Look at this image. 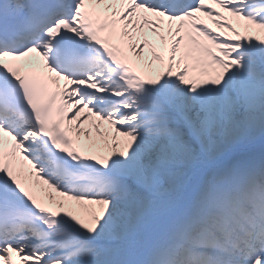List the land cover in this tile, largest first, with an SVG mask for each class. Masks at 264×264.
I'll use <instances>...</instances> for the list:
<instances>
[{
    "label": "snow or ice",
    "instance_id": "6c2138e0",
    "mask_svg": "<svg viewBox=\"0 0 264 264\" xmlns=\"http://www.w3.org/2000/svg\"><path fill=\"white\" fill-rule=\"evenodd\" d=\"M0 264H264V0H0Z\"/></svg>",
    "mask_w": 264,
    "mask_h": 264
}]
</instances>
